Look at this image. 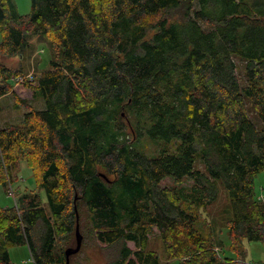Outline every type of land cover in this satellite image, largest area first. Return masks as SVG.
<instances>
[{
    "label": "trees",
    "instance_id": "1",
    "mask_svg": "<svg viewBox=\"0 0 264 264\" xmlns=\"http://www.w3.org/2000/svg\"><path fill=\"white\" fill-rule=\"evenodd\" d=\"M30 36L60 56L25 84L42 109L14 95L23 72L3 62L23 57ZM9 95L27 111L0 126V185L8 194L23 162L37 192L0 206V264L22 245L33 264H65L77 223L82 243L114 252L105 264H249L244 243L264 246V0H31L26 16L0 0V99ZM155 140L165 149H138ZM218 181L235 257L201 226ZM155 230L164 260L147 248Z\"/></svg>",
    "mask_w": 264,
    "mask_h": 264
},
{
    "label": "rangeland",
    "instance_id": "2",
    "mask_svg": "<svg viewBox=\"0 0 264 264\" xmlns=\"http://www.w3.org/2000/svg\"><path fill=\"white\" fill-rule=\"evenodd\" d=\"M17 11L20 15L26 16L31 10V0H14ZM59 61V51L55 47L51 46L50 41L46 38H41L40 36H30L28 38V47L26 48L23 57L17 56L11 59H3V62L10 68L22 70L23 74L20 75L24 77V83L20 86L17 83H13L14 95L24 100L33 109H42L44 107V102L41 96L35 95L33 89L25 86L27 83L34 86L37 82V78L45 70L50 68L49 63L52 61ZM237 73L238 77L241 78L242 64L237 61ZM33 77L32 80H26V77ZM14 96L9 95L0 99V126H6L7 124H17L20 123L22 115L27 111V108L22 106L20 109L14 108ZM253 121L257 126L261 127L259 120L256 118L255 114H251ZM140 150L144 151L148 155H155L158 153L159 149H165V143L161 140H155V142L144 141L139 146ZM170 149H172L170 147ZM194 168L205 172L203 166L195 162ZM19 182L12 187V189L7 190L8 194L5 192L4 188L0 185V206L9 207L14 204L17 195L25 192H37L35 184L32 178L31 171L26 167V165L21 162V172L19 175ZM162 186L172 185L169 180L163 181ZM191 185V182H185L183 184L184 189H187ZM218 186V198L211 204L205 212H203V217L208 224H201L202 229L206 232L212 230L214 236H217L223 243V251L226 256L235 257L232 252H230L229 241L226 237V228L224 227L225 220L231 217V208L228 198V194L224 189L220 181L217 182ZM18 187V190H15ZM256 194L260 197H264V174L260 173L255 179ZM41 198L45 201V196L43 192H40ZM80 233V232H79ZM81 235V234H80ZM75 236V234H74ZM76 244V242H75ZM83 244L81 253L73 261V264H105L108 259H110L114 252L110 250H105L104 252L98 251L89 241ZM128 246L134 249L133 244L129 243ZM244 246L246 248L247 256L245 258L246 263H264V246L260 242H245ZM81 248V247H80ZM148 250L156 252L161 260H164V250L163 245L155 230L153 235L150 237L148 242ZM9 256L12 264H33L28 248L25 245L13 246L9 248ZM110 254V255H109ZM170 264H178V261H172Z\"/></svg>",
    "mask_w": 264,
    "mask_h": 264
},
{
    "label": "water",
    "instance_id": "3",
    "mask_svg": "<svg viewBox=\"0 0 264 264\" xmlns=\"http://www.w3.org/2000/svg\"><path fill=\"white\" fill-rule=\"evenodd\" d=\"M76 221H78V217L76 219ZM75 247L74 248H67L64 252V256H65V264H69L70 262V257L72 255H75L79 252L80 247H81V243H82V236L79 233V225L78 223L76 224L75 227Z\"/></svg>",
    "mask_w": 264,
    "mask_h": 264
},
{
    "label": "built area",
    "instance_id": "4",
    "mask_svg": "<svg viewBox=\"0 0 264 264\" xmlns=\"http://www.w3.org/2000/svg\"><path fill=\"white\" fill-rule=\"evenodd\" d=\"M32 80L33 79V77H26V80ZM24 77H17V79H16V83H23L24 82ZM18 81V82H17Z\"/></svg>",
    "mask_w": 264,
    "mask_h": 264
}]
</instances>
